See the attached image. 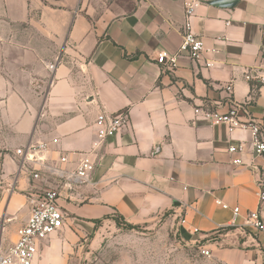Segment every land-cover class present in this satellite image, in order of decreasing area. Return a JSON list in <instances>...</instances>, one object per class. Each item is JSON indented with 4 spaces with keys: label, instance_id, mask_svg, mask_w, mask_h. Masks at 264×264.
<instances>
[{
    "label": "crops",
    "instance_id": "crops-1",
    "mask_svg": "<svg viewBox=\"0 0 264 264\" xmlns=\"http://www.w3.org/2000/svg\"><path fill=\"white\" fill-rule=\"evenodd\" d=\"M57 1L0 0V27L29 26L46 42L41 46L35 35L12 42L0 31V99L15 137L0 162L1 247L14 242L26 222L28 196L53 188L63 226L39 241L32 264L83 263L98 246L102 223L114 222V215L132 224L163 219L189 241L223 226L212 254L225 264H264V230L243 224L248 210L264 218L258 197L264 191V152H254L247 128L214 123L200 111L224 112L229 96L249 101L264 137V84L244 78L247 70L264 74V0H239L232 7L130 0L129 9L107 0ZM185 3L193 4L190 29L204 51L198 61L180 55L169 70L155 58L178 51ZM12 47L17 59L8 58ZM10 67H40L36 84L49 77L42 97L30 86L29 92L16 88ZM122 110L127 125L99 142L97 115ZM36 141L46 143L52 164L66 155L68 162L58 164L65 170L74 167L77 153L95 147L88 182L68 183L46 169L33 179L20 169L15 149ZM231 144L241 150L229 152ZM237 158L241 163H234Z\"/></svg>",
    "mask_w": 264,
    "mask_h": 264
},
{
    "label": "built area",
    "instance_id": "built-area-1",
    "mask_svg": "<svg viewBox=\"0 0 264 264\" xmlns=\"http://www.w3.org/2000/svg\"><path fill=\"white\" fill-rule=\"evenodd\" d=\"M192 3H185L186 20L182 25V41L179 49L175 53H167L161 51L158 53L155 60L163 65L166 69L173 70L177 66V61L180 55H186L192 61H198L204 51L203 42L198 35L190 29L188 17L192 12ZM47 68L51 71L54 68V63L48 64ZM258 78L264 84V74L253 75L250 70L244 72L245 79ZM226 92L232 91V83H227L224 86ZM228 107L224 112H218L205 108L200 110L205 116L211 117L214 123H228L233 127L247 128L251 133V144L254 152L259 155L264 152V137L262 135V125L256 119L249 109V101L236 102L230 96L228 97ZM222 102H218L221 106ZM196 111H199L196 109ZM128 123V115L125 111H119L114 114H105L101 112L97 115L96 137L99 142L104 139L114 136L120 132ZM82 151L79 155L74 167L70 170H65L58 164L68 162L66 155H59L57 163H50L48 157V148L45 142L36 141L29 142L15 149L14 153L19 159V168L28 171L33 179L41 177L42 169H46L48 174L54 178L64 179L65 182L71 180L79 182H88L92 171L95 168L96 161L92 156L93 150ZM241 150V145L233 144L228 146V151L231 153ZM234 163H241V159H235ZM37 165V166H36ZM260 202L264 201V191L258 193ZM59 193L53 188H38L28 196L29 215L24 224L16 229V239L10 245L1 247L0 245V264H32L38 252V243L48 235L57 232L63 226L65 218L64 212L58 206ZM226 208L227 204L220 203ZM238 207L233 208V214L237 215ZM184 218H179V224L184 223ZM244 225L252 227L256 230H264V218L258 210H248L245 215ZM219 226L216 231L222 229ZM177 232V231H176ZM192 233H199V229L192 228ZM208 235L199 236L193 242H199L200 239L207 240ZM205 244H200L201 252L209 253V249L205 248Z\"/></svg>",
    "mask_w": 264,
    "mask_h": 264
},
{
    "label": "rangeland",
    "instance_id": "rangeland-1",
    "mask_svg": "<svg viewBox=\"0 0 264 264\" xmlns=\"http://www.w3.org/2000/svg\"><path fill=\"white\" fill-rule=\"evenodd\" d=\"M118 2L123 9H129L130 0H107ZM216 1V0H199ZM57 5V0H52ZM17 28V29H16ZM1 32H5L12 42L20 40L22 36L35 35L39 37L41 46L46 45L40 34L32 31L31 27L18 26L10 29L0 27ZM16 32L17 37L12 33ZM3 34V33H2ZM12 35V36H11ZM17 38V39H16ZM8 58L17 59L18 51L12 47L8 50ZM10 76L14 86L18 89H31L40 91L38 97H42L49 77L46 76L44 82L38 83L42 75L39 74L40 67H10ZM35 78L36 80H34ZM32 93H34L32 91ZM36 95V94H35ZM15 137L5 119L4 104L0 99V162L5 152H9V147L14 143ZM116 215L113 216V219ZM163 219L156 220L152 224H138L137 228H128L123 222H103L100 232L101 238L98 246L92 248L91 256L81 264H225L218 256L212 254L213 244L219 246L222 231H216L208 235L207 240L200 239L199 242L182 239L175 228L162 223ZM91 235H88L90 238ZM200 244H205L209 249L208 254L201 252Z\"/></svg>",
    "mask_w": 264,
    "mask_h": 264
},
{
    "label": "water",
    "instance_id": "water-1",
    "mask_svg": "<svg viewBox=\"0 0 264 264\" xmlns=\"http://www.w3.org/2000/svg\"><path fill=\"white\" fill-rule=\"evenodd\" d=\"M239 0H216L210 1L211 4L220 7H232L234 6Z\"/></svg>",
    "mask_w": 264,
    "mask_h": 264
},
{
    "label": "trees",
    "instance_id": "trees-1",
    "mask_svg": "<svg viewBox=\"0 0 264 264\" xmlns=\"http://www.w3.org/2000/svg\"><path fill=\"white\" fill-rule=\"evenodd\" d=\"M116 219H114L116 221V224H119L120 222H123L128 228H137L138 224H132V223H128L126 221L123 220V218L121 216H117L115 217ZM101 223V219H96L94 221L95 227H97L98 225H100Z\"/></svg>",
    "mask_w": 264,
    "mask_h": 264
}]
</instances>
